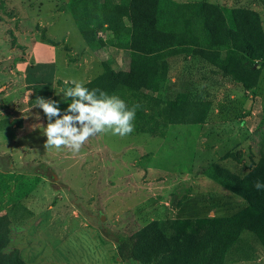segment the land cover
I'll list each match as a JSON object with an SVG mask.
<instances>
[{
	"label": "rangeland",
	"instance_id": "rangeland-1",
	"mask_svg": "<svg viewBox=\"0 0 264 264\" xmlns=\"http://www.w3.org/2000/svg\"><path fill=\"white\" fill-rule=\"evenodd\" d=\"M208 1L254 9L264 27L259 0ZM68 2L0 0V214L12 221L5 252L20 250L28 264H137L118 257V241L150 222L244 209L229 182L198 170L218 163L243 177L264 158V70L259 87L247 91L198 58L172 57L159 96L174 100L186 93L212 101L206 124L172 127L166 138L97 134L75 154L44 147L47 124L35 106L41 92L52 98L74 87L72 80L84 85L103 72L105 61L116 70L128 67L114 33L130 23L113 20L99 34L106 47L94 51ZM43 30L58 47L42 40ZM5 120L20 124L6 126ZM227 153L240 161H222ZM226 264H264V248L245 232Z\"/></svg>",
	"mask_w": 264,
	"mask_h": 264
},
{
	"label": "trees",
	"instance_id": "trees-1",
	"mask_svg": "<svg viewBox=\"0 0 264 264\" xmlns=\"http://www.w3.org/2000/svg\"><path fill=\"white\" fill-rule=\"evenodd\" d=\"M259 1L264 6V0ZM68 9L85 43L94 51L106 47L99 34L113 20L130 23L114 33L117 48L126 53L128 67L116 70L105 61L103 72L84 84L98 90V95L102 91L119 96L129 108L139 105L135 129L129 135L166 138L172 127L208 122L212 101L186 93L174 100L159 96L169 78L172 57L184 54L198 58L247 91L260 85L264 27L261 14L254 9L229 8L208 0H69ZM41 38L55 48L59 46L45 30ZM51 99L59 101L62 109L71 103L65 92ZM19 122L5 120L2 124L14 126ZM229 159L240 161L233 153L222 157V161ZM210 171L230 183V191L246 202L244 209L226 217L154 220L120 238L118 257L137 264H226L228 254L245 232L253 234L264 248V190L255 188L258 181L264 183V158L243 177L218 163L206 164L198 174ZM11 226L10 216L0 214V264H28L20 250L5 252L11 242Z\"/></svg>",
	"mask_w": 264,
	"mask_h": 264
},
{
	"label": "clouds",
	"instance_id": "clouds-1",
	"mask_svg": "<svg viewBox=\"0 0 264 264\" xmlns=\"http://www.w3.org/2000/svg\"><path fill=\"white\" fill-rule=\"evenodd\" d=\"M257 64L259 62L257 61ZM67 84L68 81H65ZM74 87L66 90L65 96L71 99L67 108L60 102L38 96L36 108L42 110L47 120L44 130L46 149L62 147L79 153L82 146L97 134L111 132L121 137L131 134L139 105L129 108L124 100L113 94L85 87L82 82L72 80ZM257 190H264V183L255 184Z\"/></svg>",
	"mask_w": 264,
	"mask_h": 264
},
{
	"label": "crops",
	"instance_id": "crops-1",
	"mask_svg": "<svg viewBox=\"0 0 264 264\" xmlns=\"http://www.w3.org/2000/svg\"><path fill=\"white\" fill-rule=\"evenodd\" d=\"M44 92H45V91L41 92L39 96H42L43 94H44L43 96H48V95H49V92H48V91L45 92V93H44Z\"/></svg>",
	"mask_w": 264,
	"mask_h": 264
}]
</instances>
